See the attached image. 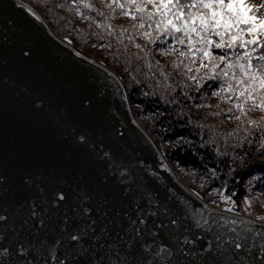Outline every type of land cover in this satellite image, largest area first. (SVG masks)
<instances>
[{"label": "snow or ice", "instance_id": "obj_1", "mask_svg": "<svg viewBox=\"0 0 264 264\" xmlns=\"http://www.w3.org/2000/svg\"><path fill=\"white\" fill-rule=\"evenodd\" d=\"M108 7L139 21L136 34L159 42L163 54L177 53V70H206L188 76L198 88L200 79L221 81L212 95L234 98L242 113L264 110V0H112ZM61 136L74 152L50 153L14 177L0 167V264H264V215L245 219L234 206L216 212L161 200L119 145L75 127Z\"/></svg>", "mask_w": 264, "mask_h": 264}, {"label": "water", "instance_id": "obj_2", "mask_svg": "<svg viewBox=\"0 0 264 264\" xmlns=\"http://www.w3.org/2000/svg\"><path fill=\"white\" fill-rule=\"evenodd\" d=\"M85 99L88 108L82 104ZM35 100L44 108H34ZM65 127L119 145L137 179L159 199L225 209L194 196L179 182L134 116L114 71L60 39L31 4L0 0V167L14 177L50 153L74 152L61 136Z\"/></svg>", "mask_w": 264, "mask_h": 264}, {"label": "trees", "instance_id": "obj_3", "mask_svg": "<svg viewBox=\"0 0 264 264\" xmlns=\"http://www.w3.org/2000/svg\"><path fill=\"white\" fill-rule=\"evenodd\" d=\"M28 1L58 34L115 71L133 114L173 165L193 171L204 183L203 198L214 201L209 192L218 189L239 202L247 179L264 172V110L242 113L234 98L212 95L221 81L200 79L198 88L188 76L202 78L206 70L195 72L199 64L192 65L191 73L182 65L177 70L178 54L162 60L159 42L137 35L132 25L139 21L109 8L112 0H87L91 9L73 0ZM213 54L222 53L213 49Z\"/></svg>", "mask_w": 264, "mask_h": 264}, {"label": "rangeland", "instance_id": "obj_4", "mask_svg": "<svg viewBox=\"0 0 264 264\" xmlns=\"http://www.w3.org/2000/svg\"><path fill=\"white\" fill-rule=\"evenodd\" d=\"M24 3L31 4L28 0H21ZM35 7V6H34ZM36 8V7H35ZM37 9V8H36ZM39 12V11H38ZM40 13V12H39ZM261 15H264V11L260 13ZM41 15V14H40ZM42 16V15H41ZM43 17V16H42ZM44 18V17H43ZM45 19V18H44ZM46 20V19H45ZM47 22V20H46ZM48 23V22H47ZM50 27V26H49ZM51 28V27H50ZM59 37H63V39L67 40L69 44H74L71 42L70 38L61 34H58L53 28H51ZM75 45V44H74ZM78 47V46H77ZM79 48V47H78ZM81 49V48H80ZM83 50V49H81ZM84 51V50H83ZM86 52V51H85ZM88 55L93 57L91 54L87 52ZM177 53H171L163 54L162 51L159 53L162 60L165 59H172L174 55ZM95 58V57H93ZM96 59V58H95ZM99 62H102L101 60L97 59ZM104 64V62H102ZM105 65V64H104ZM106 66V65H105ZM108 67V66H107ZM112 71H114L112 68L108 67ZM115 72V71H114ZM118 76V75H117ZM119 77V76H118ZM120 78V77H119ZM121 80V79H120ZM129 100V99H128ZM130 103V100H129ZM131 106V103H130ZM261 110L260 108H256L255 112H258ZM135 116V115H134ZM136 117V116H135ZM137 118V117H136ZM138 119V118H137ZM140 122V120L138 119ZM141 123V122H140ZM153 139V138H152ZM158 146V144H156ZM160 149V147L158 146ZM162 155L164 156V159L168 162V164L171 166L174 172L183 180L184 183H186L194 192H196L201 198H203L199 191L203 190L204 183L199 180L196 175H194L193 171L187 170L183 168L182 166H176L171 163V161L164 155L162 150L160 149ZM213 195H212V194ZM212 196L215 197V203L213 201H208L205 198H203L206 202L220 207V208H227L229 206H234L236 209V212L242 216L253 218L255 215H264V172L255 173L252 176H250L247 179V182L244 187V193L240 196V200L235 201L233 198H231V204L229 202H225L220 200L221 193L218 189H215L209 192ZM225 196V195H224ZM245 198H247V203H245Z\"/></svg>", "mask_w": 264, "mask_h": 264}, {"label": "bare ground", "instance_id": "obj_5", "mask_svg": "<svg viewBox=\"0 0 264 264\" xmlns=\"http://www.w3.org/2000/svg\"><path fill=\"white\" fill-rule=\"evenodd\" d=\"M59 38L62 39V40H64V41H66L67 43H69L67 40L63 39V37H59ZM174 173L177 176L179 182L186 188V190H188L194 196H197V194H195L196 192H194L186 183H184L183 180L181 178H179V176L176 174V172H174Z\"/></svg>", "mask_w": 264, "mask_h": 264}]
</instances>
